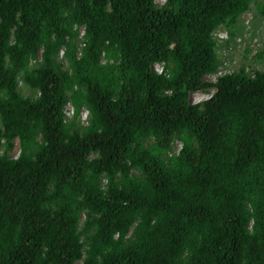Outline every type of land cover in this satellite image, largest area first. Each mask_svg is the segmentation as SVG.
<instances>
[{"label":"trees","instance_id":"16d2710c","mask_svg":"<svg viewBox=\"0 0 264 264\" xmlns=\"http://www.w3.org/2000/svg\"><path fill=\"white\" fill-rule=\"evenodd\" d=\"M250 9L0 0V264H264V45L204 80Z\"/></svg>","mask_w":264,"mask_h":264},{"label":"rangeland","instance_id":"374dc122","mask_svg":"<svg viewBox=\"0 0 264 264\" xmlns=\"http://www.w3.org/2000/svg\"><path fill=\"white\" fill-rule=\"evenodd\" d=\"M156 3L160 4L161 0H155ZM163 2V1H162ZM217 40V50L220 55V66L219 70L214 73L207 74L204 77L205 81H215L217 76L222 73L231 72L233 70H238L240 67H245L248 71L253 70L259 66V63L253 60L252 50L257 49L259 46L264 44V18L259 15L256 10L250 9L245 11L240 19L229 26H220L214 32ZM250 48V51L246 49ZM60 60L62 56L59 57ZM157 68V65H156ZM20 91L24 94L33 95V90L27 89L21 82H19ZM214 88H208V91L198 90L191 94L192 101H196L201 97H205L206 94L209 95ZM70 106L66 105L65 112L70 115ZM83 113H88L86 109ZM85 115V114H84ZM81 114V119L85 121V117ZM15 148H13L12 155L15 153ZM173 148L177 152L180 148V142L175 141Z\"/></svg>","mask_w":264,"mask_h":264},{"label":"clouds","instance_id":"9594fccd","mask_svg":"<svg viewBox=\"0 0 264 264\" xmlns=\"http://www.w3.org/2000/svg\"><path fill=\"white\" fill-rule=\"evenodd\" d=\"M163 1V2H162ZM165 1L166 0H161V2H159L160 4H158V3H156V1L154 0V2H155V4L156 5H159V6H161L163 3H165ZM247 11H249V10H247ZM218 29V28H217ZM83 32V31H82ZM82 32H81V34H82ZM264 45V44H263ZM263 45H261V46H263ZM261 46H259L257 49H254V50H252V52H253V54L261 47ZM251 50V49H250ZM156 65H157V68H156ZM159 66L160 67H162V69H163V66H162V63L161 62H159V61H156L155 62V64H153V68L156 70V71H158V68H159ZM159 72V71H158ZM223 74V73H222ZM222 74H219V75H222ZM218 77V76H217ZM217 80V79H216ZM215 80V81H216ZM215 81H213V82H215ZM19 82H21L22 83V81H19ZM23 84V83H22ZM213 88V87H212ZM215 90V89H214ZM214 90L213 91H211L212 93L214 92ZM212 93H210L209 95H207L206 94V96L205 97H201L200 99H198V100H196V101H194V102H201V101H203V100H206V99H208L211 95H212ZM67 105H69L70 106V110H72V107H71V105L70 104H67ZM65 108H66V106L64 107V112H65ZM66 113V112H65ZM71 114V113H70ZM83 115H84V117H85V121L87 120V118H88V113L86 114V113H82ZM67 115V114H66ZM67 116H69V115H67ZM178 141V140H177ZM180 142V141H179ZM15 143H16V148H15V153L12 155V156H15V157H17L18 156V154H19V145L17 144L18 143V141H17V139H16V141H15ZM181 145V144H180Z\"/></svg>","mask_w":264,"mask_h":264},{"label":"built area","instance_id":"2783aa9c","mask_svg":"<svg viewBox=\"0 0 264 264\" xmlns=\"http://www.w3.org/2000/svg\"><path fill=\"white\" fill-rule=\"evenodd\" d=\"M162 70H163L162 67L159 66L158 71L161 72Z\"/></svg>","mask_w":264,"mask_h":264}]
</instances>
